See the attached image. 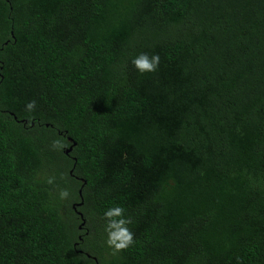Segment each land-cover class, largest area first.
I'll use <instances>...</instances> for the list:
<instances>
[{
    "label": "trees",
    "instance_id": "trees-1",
    "mask_svg": "<svg viewBox=\"0 0 264 264\" xmlns=\"http://www.w3.org/2000/svg\"><path fill=\"white\" fill-rule=\"evenodd\" d=\"M0 264H264V0H0Z\"/></svg>",
    "mask_w": 264,
    "mask_h": 264
},
{
    "label": "clouds",
    "instance_id": "clouds-1",
    "mask_svg": "<svg viewBox=\"0 0 264 264\" xmlns=\"http://www.w3.org/2000/svg\"><path fill=\"white\" fill-rule=\"evenodd\" d=\"M131 64L141 75L152 73L159 67L160 56L157 53L149 55L148 53L141 52L132 57ZM24 107L27 112L31 113L36 108V101H28ZM52 146L53 148L59 147L60 141L54 140ZM52 182L53 180L50 178L48 183ZM69 195L70 193L67 188L62 189L59 193L60 199H65L69 197ZM103 218L105 220L104 244L111 249L113 253L119 252L134 244V232L129 228L132 220L125 215L124 207L116 205L106 208L103 212Z\"/></svg>",
    "mask_w": 264,
    "mask_h": 264
},
{
    "label": "rangeland",
    "instance_id": "rangeland-1",
    "mask_svg": "<svg viewBox=\"0 0 264 264\" xmlns=\"http://www.w3.org/2000/svg\"><path fill=\"white\" fill-rule=\"evenodd\" d=\"M51 174H52V175L55 174L54 170H51ZM63 200L65 201V200H67V198H65V199H63ZM70 204H71V203H69L67 206L64 207V209H63V212H64V213H69V205H70Z\"/></svg>",
    "mask_w": 264,
    "mask_h": 264
}]
</instances>
